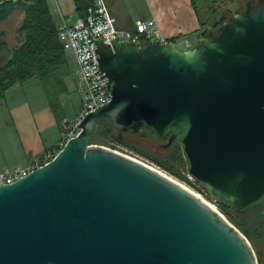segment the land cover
<instances>
[{
	"label": "water",
	"instance_id": "obj_1",
	"mask_svg": "<svg viewBox=\"0 0 264 264\" xmlns=\"http://www.w3.org/2000/svg\"><path fill=\"white\" fill-rule=\"evenodd\" d=\"M109 102L52 161L0 186V264H258L248 240L163 172L90 144L97 119L180 147L210 199L264 215V0L194 48L95 44Z\"/></svg>",
	"mask_w": 264,
	"mask_h": 264
},
{
	"label": "crops",
	"instance_id": "obj_2",
	"mask_svg": "<svg viewBox=\"0 0 264 264\" xmlns=\"http://www.w3.org/2000/svg\"><path fill=\"white\" fill-rule=\"evenodd\" d=\"M58 2V18L62 16L67 20L69 10L75 11L73 0L72 8L66 0ZM105 3L117 20L118 28L130 30L135 21L154 20L160 36L167 43L175 40L174 46L184 45L187 51L197 46L203 40L202 32H210L213 26L209 23L211 19L208 15L203 18L199 16V7H203L207 13L218 15L214 23L220 18L225 20L240 13V2L235 0H105ZM79 85H75V93L82 97H79V111L73 120L80 113L85 100L84 93L78 91ZM65 87L66 93L59 97L64 114L60 123L55 120L36 78L15 85L6 92L5 99L0 100V173L24 168L45 153L61 149L66 139L64 134L73 121L67 118L64 111L65 100L69 99L66 98L69 91Z\"/></svg>",
	"mask_w": 264,
	"mask_h": 264
},
{
	"label": "trees",
	"instance_id": "obj_3",
	"mask_svg": "<svg viewBox=\"0 0 264 264\" xmlns=\"http://www.w3.org/2000/svg\"><path fill=\"white\" fill-rule=\"evenodd\" d=\"M77 17H81L92 0H73ZM18 11L21 24L16 32L17 44L6 51L7 45L0 32V100L5 99L6 92L15 85H22L32 78L39 81L49 108L60 123L64 119L62 107L59 103L60 95L66 93L65 80L69 76L64 49L59 41L57 25L53 21L46 0H0V26L8 17ZM226 20L220 18L212 27L218 28ZM211 32V31H210ZM203 39L209 31L205 30ZM175 44V40L169 41ZM138 128V127H136ZM135 129V128H134ZM134 129H131L133 131ZM115 132L108 119H97V131L92 135L90 144L104 146L106 139L115 141ZM57 148L56 151H59ZM170 162L163 165V169L176 175L172 171L174 165L186 173L185 163L177 144L171 145ZM218 205V204H217ZM222 210L224 206L218 205ZM261 209V207H257ZM255 209V208H253ZM252 210V209H249Z\"/></svg>",
	"mask_w": 264,
	"mask_h": 264
},
{
	"label": "built area",
	"instance_id": "obj_4",
	"mask_svg": "<svg viewBox=\"0 0 264 264\" xmlns=\"http://www.w3.org/2000/svg\"><path fill=\"white\" fill-rule=\"evenodd\" d=\"M59 12L57 5L53 8ZM81 17L70 25L61 16L57 24L58 38L64 51H70L79 71V92L84 93L85 100L82 109L66 131L65 142L77 133L78 123L88 113L94 112L109 102L110 90L105 79L99 73L95 44L106 45L127 43L139 48L147 43H167L159 34L154 20H138L130 30L118 28L117 20L109 12L105 0H92V5L85 9ZM64 145V144H63ZM58 151L47 152L29 163L24 168H14L0 173V186L12 184L21 177L35 171L52 161Z\"/></svg>",
	"mask_w": 264,
	"mask_h": 264
},
{
	"label": "rangeland",
	"instance_id": "obj_5",
	"mask_svg": "<svg viewBox=\"0 0 264 264\" xmlns=\"http://www.w3.org/2000/svg\"><path fill=\"white\" fill-rule=\"evenodd\" d=\"M55 1L59 7L58 0H46L53 21L55 22V24H57L58 22H60V19L57 15L58 12L53 10ZM66 1L70 2V8H72L71 0ZM235 1L240 2V8L238 12L241 13L245 11V4L250 0ZM252 1L254 5L256 3V0ZM232 7L234 8V4ZM72 10L73 9L69 10L70 17L67 18L68 24L70 25H72L77 19V16L73 13ZM197 11L201 18L205 17L206 15L210 17V25H213L217 18H219L215 13H213L212 15L211 13L205 12L203 7H199ZM229 18L231 17L229 16L225 18V20L227 21ZM21 19V14L18 11H15L0 26V32L3 33V41L7 45V49L5 50V52L12 49L17 44L16 32L19 28L18 26H20L21 24ZM216 30L217 28L212 27L210 31L215 32ZM1 40L2 39H0V42ZM175 48H177L179 51H187V47H185L184 45H177L175 46ZM2 54L0 53V57H2ZM64 55L66 57L69 69V76L64 79L65 85L67 86L69 91V96L66 97L69 99L65 100L64 111L67 118L69 120H73V118H75V115L79 111V97H82V95L79 96L75 93V85H79L80 83L79 71L73 54L70 51H64ZM114 139L115 141L106 139L105 141H103L104 144L102 145L104 146L102 147H106L119 153L125 154L129 157L135 158L145 163L146 165L157 169V171L159 170L160 172H163L164 174L187 188L189 191L212 205L216 209V211H218L219 214L227 219L228 223L230 222V224H232L239 232H241V234H243V237H245L253 246V251H255L258 255V264H264V246L260 244L261 232L262 230H264V221H262L259 215L261 209H252L243 214L236 213L226 207L225 209L221 210L218 205L210 199L205 190L194 183L192 180H190L187 174L184 173L181 168H178L177 165H174V168H172V171L175 172L176 175H173L172 173L167 172L165 169H163L162 166L168 165L167 163L170 162L171 146L169 148H165L166 142L159 140L147 130H144L142 128H135L133 131L130 130L127 133L115 134ZM169 165H171V163H169Z\"/></svg>",
	"mask_w": 264,
	"mask_h": 264
},
{
	"label": "flooded vegetation",
	"instance_id": "obj_6",
	"mask_svg": "<svg viewBox=\"0 0 264 264\" xmlns=\"http://www.w3.org/2000/svg\"><path fill=\"white\" fill-rule=\"evenodd\" d=\"M247 3L253 5V1H252V0L249 1V2H247ZM246 5H247V4H246ZM245 9H246V6H245ZM256 208H257V207H256ZM261 212H262V207H261V211L259 212V215H260V218L262 219V221H264V215H262ZM260 237H261V238H260V244H261L262 246H264V230H262V232H261V236H260ZM251 246H252V245H251ZM252 248H253V246H252ZM253 250H254V248H253ZM254 252H255V251H254ZM255 255H256L257 261H259V260H258V255H257L256 252H255Z\"/></svg>",
	"mask_w": 264,
	"mask_h": 264
},
{
	"label": "bare ground",
	"instance_id": "obj_7",
	"mask_svg": "<svg viewBox=\"0 0 264 264\" xmlns=\"http://www.w3.org/2000/svg\"><path fill=\"white\" fill-rule=\"evenodd\" d=\"M184 187V186H183ZM191 192V191H190ZM194 194V193H193ZM196 197H198L199 199H201L205 204H207V206H209L212 210L216 211V209L210 205L209 203H207L206 201H204L202 198H200L199 196H197L196 194H194Z\"/></svg>",
	"mask_w": 264,
	"mask_h": 264
}]
</instances>
